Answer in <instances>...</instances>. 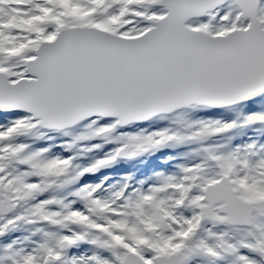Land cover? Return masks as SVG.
<instances>
[{"label": "rangeland", "instance_id": "1", "mask_svg": "<svg viewBox=\"0 0 264 264\" xmlns=\"http://www.w3.org/2000/svg\"><path fill=\"white\" fill-rule=\"evenodd\" d=\"M72 1L76 5L69 3V0H0L2 28L0 68L13 73L14 79L18 78L21 73L20 59L31 56L30 50L38 38L43 36L42 32L44 34L46 32L48 36L53 34L55 25L52 21L56 15L59 23L61 22L59 19H64L70 22L73 20L91 22L102 27L108 24L109 28L118 29L121 34L136 35L145 28V24L134 22L136 20L133 15L161 14L160 9L149 6L150 0H78V3ZM124 3L129 4V8L124 7ZM85 4L89 7L86 12ZM261 13L264 17V0ZM48 14L50 15L47 16ZM31 17L36 18L33 24L30 21ZM226 17L230 19L229 25L234 24V11L227 7L223 8L216 16L217 30L222 31L226 28L223 20ZM23 19L24 24H21L20 21ZM2 116L11 118L10 126L0 122L2 148L6 146L11 148L14 143L20 146L36 144L51 148L59 143L55 135L48 137L45 134L39 135L37 140L31 138L29 142L19 141L11 137L7 129H15L27 123L28 119L20 113ZM166 122H172L170 127L155 121L142 127L117 131L110 129L106 120H93L70 132L67 141L71 145L72 166L76 164L75 169L78 173L64 171L62 157L59 158L54 173L58 176V184L68 187V191H71L76 181L80 182L82 187L78 193L69 192L62 197L68 198V195H72L78 210V196L82 193L83 187H88V197L93 199L94 205L100 209L101 206L104 207L100 213L103 214L108 209L105 216H102L107 223L118 227L126 225V232L135 233L136 239L143 240L147 246L140 245L141 251L149 252L152 257L158 253L175 250L185 235L200 225V235L194 238L197 241L189 252L190 264H220L219 262L225 264L232 260V255L237 256L230 250L231 246L236 245L233 240L238 236L240 241L248 243L250 238L246 236L244 230H236L225 225L198 224L197 206L200 204L199 199L204 185L218 179L221 173L233 178L234 188L238 190L240 186L239 194L242 197L255 202L256 194L258 198L264 197V96L239 108L182 113L168 118ZM178 123L180 128L177 127ZM152 128L155 130L157 128L156 134L165 129L166 137L176 135L177 138L168 143L165 149L156 152L158 150L154 148L155 136L148 134ZM125 141L131 146L143 149L145 153L143 157L136 162L110 163L112 162L109 159L110 154L119 149ZM105 144L108 146H104V150L99 152L97 148ZM33 149L34 151L30 152L31 157H27V150L22 153L21 160H30L29 165L36 162L40 164V159L35 160L36 162L34 159L40 157L42 149L37 146ZM157 153L164 162L170 156L174 161L167 162L169 166L156 164ZM93 164H101V167L96 165L92 171ZM128 168L132 170L129 178L125 172ZM177 168L187 175L184 188L186 198L183 201L178 198L181 188ZM109 169H113L112 172H108ZM16 172L17 179L23 176L19 168ZM65 174L69 176L64 181L62 178ZM87 175L90 178L86 179ZM0 176H7L2 174V168ZM17 184L22 186L24 181L17 180ZM162 190L164 193H161ZM98 200L102 201L101 206ZM177 203H182L183 212L177 209ZM83 204L82 207L88 217H94L95 212L90 210L87 202L83 201ZM126 205L130 206L134 215L133 212L130 216L126 215V211L123 210ZM82 207L80 206V210ZM260 220L261 218H258L257 222ZM126 227L124 226L125 229ZM214 234L217 237L216 241L218 243L224 241L228 249L223 259L212 245ZM253 235L257 237L255 232Z\"/></svg>", "mask_w": 264, "mask_h": 264}, {"label": "water", "instance_id": "2", "mask_svg": "<svg viewBox=\"0 0 264 264\" xmlns=\"http://www.w3.org/2000/svg\"><path fill=\"white\" fill-rule=\"evenodd\" d=\"M260 1L153 0L150 5L165 15L145 18L149 26L133 37L65 23L53 39L39 40L33 58L22 60L18 80L12 82V75L0 70V111L28 113L33 123L17 131L28 137L38 130L66 132L94 117L112 118L116 128H123L179 111L250 100L264 93ZM225 4L238 12L239 28L213 35L209 28L189 26L203 17L213 21V12ZM125 148L119 156L139 154H124ZM203 194L208 204L201 207L200 221H219L214 206L221 203L217 209L225 221L250 224L251 206L237 197L226 176L206 185ZM183 260L179 250L159 257L158 264ZM124 264L145 263L128 255Z\"/></svg>", "mask_w": 264, "mask_h": 264}, {"label": "flooded vegetation", "instance_id": "3", "mask_svg": "<svg viewBox=\"0 0 264 264\" xmlns=\"http://www.w3.org/2000/svg\"><path fill=\"white\" fill-rule=\"evenodd\" d=\"M39 179L48 186L44 193L38 192V185L34 191L36 180L32 186L22 185L18 192L3 185L16 209L0 216V264H114L108 255L110 245L116 249V263L120 264L126 240H108L107 244L97 239L102 231L93 221L79 219L72 195L63 198L49 173L41 172ZM246 257L251 264H258L255 251Z\"/></svg>", "mask_w": 264, "mask_h": 264}, {"label": "bare ground", "instance_id": "4", "mask_svg": "<svg viewBox=\"0 0 264 264\" xmlns=\"http://www.w3.org/2000/svg\"><path fill=\"white\" fill-rule=\"evenodd\" d=\"M182 182H185L184 180H182Z\"/></svg>", "mask_w": 264, "mask_h": 264}]
</instances>
